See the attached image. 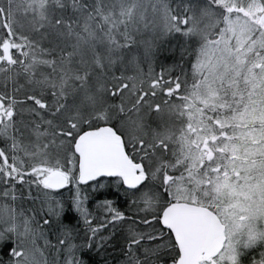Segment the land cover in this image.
<instances>
[{
	"label": "snow or ice",
	"instance_id": "snow-or-ice-1",
	"mask_svg": "<svg viewBox=\"0 0 264 264\" xmlns=\"http://www.w3.org/2000/svg\"><path fill=\"white\" fill-rule=\"evenodd\" d=\"M0 264H264V0H0Z\"/></svg>",
	"mask_w": 264,
	"mask_h": 264
}]
</instances>
